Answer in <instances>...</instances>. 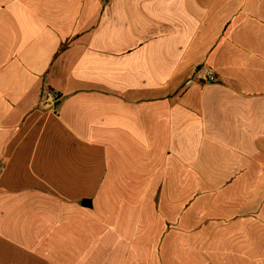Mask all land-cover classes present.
<instances>
[{"label":"crops","instance_id":"crops-1","mask_svg":"<svg viewBox=\"0 0 264 264\" xmlns=\"http://www.w3.org/2000/svg\"><path fill=\"white\" fill-rule=\"evenodd\" d=\"M0 264H264V0H0Z\"/></svg>","mask_w":264,"mask_h":264},{"label":"built area","instance_id":"built-area-1","mask_svg":"<svg viewBox=\"0 0 264 264\" xmlns=\"http://www.w3.org/2000/svg\"><path fill=\"white\" fill-rule=\"evenodd\" d=\"M192 79L195 81H201L203 83H215L219 80L214 70L207 66H202L195 70ZM61 97L62 96L54 90L47 89L44 92V99L48 104H50L53 110H57Z\"/></svg>","mask_w":264,"mask_h":264}]
</instances>
